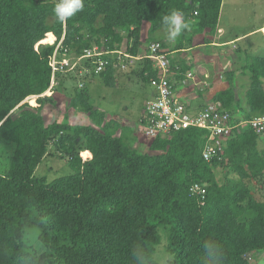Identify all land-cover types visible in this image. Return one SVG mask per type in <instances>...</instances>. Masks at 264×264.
Listing matches in <instances>:
<instances>
[{"label": "trees", "instance_id": "obj_1", "mask_svg": "<svg viewBox=\"0 0 264 264\" xmlns=\"http://www.w3.org/2000/svg\"><path fill=\"white\" fill-rule=\"evenodd\" d=\"M57 2L0 0V152L12 146L9 168L0 173V264H139L141 255L157 264L152 258L163 229L175 264H205L209 240L221 245L223 264H251L246 255L264 251V202L246 179L264 176V151L249 124L228 139L222 158L207 161L208 131L197 127L157 136L148 152H139L127 133L117 135L120 125L105 121L85 86L68 107L87 113L95 125L68 117L46 124L42 114L53 98L42 95L51 91L55 51L60 62L90 48L137 54L147 42L165 46L162 17L172 10L189 24L176 42L181 51L196 34L216 32L223 0H84L83 10L63 24L53 14ZM249 58L246 107L233 86L213 97L231 113L242 109L241 119L264 114V56ZM139 63L134 72L149 82L156 71L150 60ZM116 72L109 64L93 76L114 86ZM51 144L73 173L48 181L36 169ZM216 167L226 169L225 182ZM194 183L205 185L203 200L191 194ZM32 228L42 253L27 246Z\"/></svg>", "mask_w": 264, "mask_h": 264}, {"label": "rangeland", "instance_id": "obj_2", "mask_svg": "<svg viewBox=\"0 0 264 264\" xmlns=\"http://www.w3.org/2000/svg\"><path fill=\"white\" fill-rule=\"evenodd\" d=\"M261 24H264V0H223L216 36L219 39H225L230 36L244 34ZM259 31H255L241 38L238 42V46L242 51L232 48L226 55H221L217 60L226 63H231L232 60H236L237 63L233 65L235 69L239 68L242 64H246L247 60H250L249 57L264 56V34L262 31ZM168 42L171 43L170 41ZM174 44L175 43H173V45ZM245 51H247V54ZM209 52L210 51H207L205 53L209 54ZM241 52L244 53L243 55L245 57L246 55L249 57L238 60L240 58L237 57V55L241 54ZM55 55H57L56 51L53 56ZM71 59L73 61L75 58L71 57ZM206 62V59L203 60L201 58V68L209 74V78L206 79L209 82L213 75L209 71L211 68ZM84 65V62L81 61L74 70L63 71L59 79L56 77L54 83L51 82L50 93L42 95H53V98L48 99L42 108L45 123L50 124L55 120L61 121L68 117L71 123L95 125L87 113L68 107L69 97L73 95L76 90H80L85 86L89 90L91 101L95 107L104 111L105 121H110L112 120L111 117H114L117 121V127L118 125L122 127L124 123L128 124L129 127L132 128V131L134 129L137 135L144 136V139L141 140L137 136H133L131 138L132 141H128L129 144L141 153L148 152L152 139L148 138L144 132L140 130V118L143 112V105L150 97L153 88L148 81L134 72L138 70L140 63H131L125 69H117L116 85L114 86L106 85L100 76L95 77L92 74L85 75L80 73ZM195 65L193 66V70H196L198 67V65L197 67H195ZM224 69L225 67L218 69L224 75L223 79H225L226 71H224ZM81 83H83L82 86ZM234 84L238 88L240 106L245 108L246 93L250 85V72L248 70L240 72L234 79ZM37 99L38 97L35 99L36 102ZM28 102L33 105L31 101ZM36 105L38 104L36 103ZM233 116L234 119L237 120L243 118L244 114L239 111V109L235 108ZM258 149L264 151V135L258 140ZM1 150L0 173H3L9 168L10 158L8 159V157L12 152V146L4 145ZM83 152L84 151H81V154ZM82 157L86 158L83 155ZM215 170L218 178L224 181L226 169L216 167ZM71 173H73V169L69 165L67 158L63 157L62 153L51 144L48 155L36 169V175L44 176L48 181H51ZM246 182L250 186L254 197L264 202V176L257 180L246 179ZM25 239L29 248L35 249L38 253L44 251V246L38 240L36 228L28 229ZM167 248L168 231L163 229L162 241L160 245L157 246L154 256L159 250L162 253L170 255L173 258L170 264H175L173 261L175 254ZM246 257L251 264H264V251H254L248 253Z\"/></svg>", "mask_w": 264, "mask_h": 264}, {"label": "built area", "instance_id": "obj_3", "mask_svg": "<svg viewBox=\"0 0 264 264\" xmlns=\"http://www.w3.org/2000/svg\"><path fill=\"white\" fill-rule=\"evenodd\" d=\"M171 53L172 51L162 43L152 41L145 43V46L143 44L137 54L123 48H90L85 49L83 54L73 61L63 58L60 62L56 60L55 55L52 58V82L55 81L56 71L74 70L81 61H85V65L80 73L93 75L104 71L109 64H113L116 69H125L131 63L150 60L152 68L156 71V75L149 80L154 92L145 101L140 118V130L148 138L153 140L157 136H169L189 127L205 129L208 131V137L202 153L205 160L211 161L215 157H223L228 139L236 136L245 124H249L260 137L264 135V114L237 122L233 113L227 110L221 101L211 99L206 106L196 108L178 93V77L183 76L184 84L192 80L195 84L207 85L209 74L202 70L201 65H198L197 71H183L179 65H173ZM190 190L191 194L198 196L200 200L205 198V185L194 183Z\"/></svg>", "mask_w": 264, "mask_h": 264}, {"label": "crops", "instance_id": "obj_4", "mask_svg": "<svg viewBox=\"0 0 264 264\" xmlns=\"http://www.w3.org/2000/svg\"><path fill=\"white\" fill-rule=\"evenodd\" d=\"M264 29V24H261L260 26L255 27L253 30L248 31L244 34H238L234 36H230L225 39H219L217 38V30L218 26L216 29V32L214 34H211L208 31L198 33L194 36L193 39V44L191 47L182 49L181 51L176 48V41L169 43L167 40V36L165 38V47H167L169 50L172 51L170 57L171 61L174 65H179L181 69L183 70V66L186 67V70L183 71H194L193 66L197 67V65H201V58L203 60L206 59V63L208 66H210L211 76L212 78L209 80L207 85L204 84H195L192 80H189L188 84H184L182 82V77H178V83H177V91L180 93L183 97H185L186 100H189L192 105H194L196 108L198 107H204L206 106L207 102L213 99L215 93L219 90H223L228 88L229 86H233L236 93H237V98L238 96V91H237V86L234 84V79L237 77V75L240 72H245L246 69H244V65L242 64L239 68H233L234 63H237L236 60H232L231 63H226L223 61H218L217 59L221 57V55H226L229 50L236 49L238 51H242L240 47L238 46V42L243 38L244 36L253 33L255 31H262ZM259 31V32H260ZM173 43H175L173 45ZM238 48V49H237ZM227 49V50H226ZM210 51L209 54H206L205 52ZM247 54V51H245ZM238 54V53H237ZM244 53L241 52V54H238L237 57H239L241 60L246 57L243 55ZM225 71V79H223L224 75L222 72L218 69L224 68ZM200 68H199V73H200ZM203 70V69H202ZM205 71V70H203ZM232 71V72H231ZM235 71V72H233ZM229 73H234L231 75ZM201 76V75H200ZM203 77L201 76V79ZM153 89L151 91L150 97L153 94ZM149 97V98H150ZM144 107V105H143ZM239 109L238 107H236ZM244 114V111L242 109H239ZM109 115V114H108ZM110 118V117H109ZM113 121L117 123L114 117H111ZM129 125L124 123L122 127H119L117 130V135L121 134H126L128 136V141L131 140V138L134 136H137L140 140L144 139V136L137 135L136 132H134V129L132 131V128H128ZM140 136V137H139ZM143 137V138H142ZM132 141V140H131Z\"/></svg>", "mask_w": 264, "mask_h": 264}, {"label": "clouds", "instance_id": "obj_5", "mask_svg": "<svg viewBox=\"0 0 264 264\" xmlns=\"http://www.w3.org/2000/svg\"><path fill=\"white\" fill-rule=\"evenodd\" d=\"M84 8V0H58L53 9L56 20L63 24ZM162 26L167 34V40L176 41L182 33L189 29V24L180 10H172L162 17ZM205 264H223V251L221 245L215 240L206 241L203 245ZM173 258L165 253L157 251L152 258L157 264H170ZM139 264H150V258L146 255L137 257Z\"/></svg>", "mask_w": 264, "mask_h": 264}, {"label": "water", "instance_id": "obj_6", "mask_svg": "<svg viewBox=\"0 0 264 264\" xmlns=\"http://www.w3.org/2000/svg\"><path fill=\"white\" fill-rule=\"evenodd\" d=\"M27 100H25L24 102H26Z\"/></svg>", "mask_w": 264, "mask_h": 264}]
</instances>
